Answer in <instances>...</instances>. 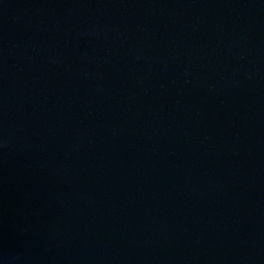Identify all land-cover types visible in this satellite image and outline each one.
<instances>
[{
	"label": "water",
	"instance_id": "water-1",
	"mask_svg": "<svg viewBox=\"0 0 264 264\" xmlns=\"http://www.w3.org/2000/svg\"><path fill=\"white\" fill-rule=\"evenodd\" d=\"M0 264H264V0H0Z\"/></svg>",
	"mask_w": 264,
	"mask_h": 264
}]
</instances>
